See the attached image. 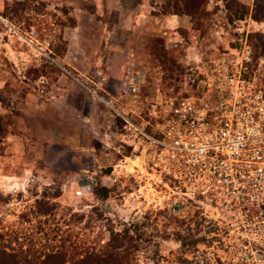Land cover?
I'll return each mask as SVG.
<instances>
[{
    "label": "rangeland",
    "instance_id": "rangeland-1",
    "mask_svg": "<svg viewBox=\"0 0 264 264\" xmlns=\"http://www.w3.org/2000/svg\"><path fill=\"white\" fill-rule=\"evenodd\" d=\"M237 1L242 19L207 0L194 20L165 12L167 0H0V226L36 247L68 233L89 244L130 226L140 233L136 264H210L212 227L183 225V198L149 168L126 120L145 126L164 94L190 90L192 79L205 87L197 73L165 79L164 52L185 67L244 43L261 51L264 0ZM256 76L264 82V61ZM43 195L57 208L36 216Z\"/></svg>",
    "mask_w": 264,
    "mask_h": 264
},
{
    "label": "built area",
    "instance_id": "built-area-1",
    "mask_svg": "<svg viewBox=\"0 0 264 264\" xmlns=\"http://www.w3.org/2000/svg\"><path fill=\"white\" fill-rule=\"evenodd\" d=\"M217 53L190 66L203 89L192 79L190 90L151 104L145 126L127 128L145 141L163 185L225 222L227 234H206L210 264H264V60L247 43Z\"/></svg>",
    "mask_w": 264,
    "mask_h": 264
},
{
    "label": "trees",
    "instance_id": "trees-1",
    "mask_svg": "<svg viewBox=\"0 0 264 264\" xmlns=\"http://www.w3.org/2000/svg\"><path fill=\"white\" fill-rule=\"evenodd\" d=\"M207 0H167L165 3V12L172 14L188 13L194 20L206 14L205 4ZM230 19H242L248 13V9L241 5L237 0H223ZM239 6L241 8H239ZM253 16H259L255 12ZM256 18V17H255ZM259 18V17H258ZM253 57L255 61L264 51V44L259 52V46L251 44ZM159 57V56H158ZM161 64L166 68V75L170 80H181L183 76L193 73L190 65L185 67L175 63L174 60L167 58L165 52L160 55ZM185 93V92H182ZM1 126V121H0ZM100 190V197L107 196L108 189L104 186H97ZM53 195L52 197H55ZM6 197L0 194V202H5ZM57 208L56 203L45 199L44 195L35 200V209L31 212L36 216H46L54 214ZM31 212L21 213L22 218L29 220L28 215ZM82 215L71 213L70 221L77 222L82 220ZM108 237L106 240L97 234L89 244L80 243L76 236L68 233L66 237H61L58 243H43L42 246L36 247L38 241L30 238L28 243H24L26 237L20 240L17 230H6L0 226V264H136L135 253L140 247L138 237L140 233L137 229L131 230L130 226H124L117 231L109 227ZM57 230V229H56ZM53 229L55 239L57 232ZM103 240L101 242L100 240ZM24 244L26 246L24 247Z\"/></svg>",
    "mask_w": 264,
    "mask_h": 264
},
{
    "label": "flooded vegetation",
    "instance_id": "flooded-vegetation-1",
    "mask_svg": "<svg viewBox=\"0 0 264 264\" xmlns=\"http://www.w3.org/2000/svg\"><path fill=\"white\" fill-rule=\"evenodd\" d=\"M183 201H181L183 204L180 205L179 210L182 211L181 219L183 221V225L185 227H193L195 228L193 232L199 233L201 230L200 228H210L212 227L210 233L214 235L218 234H227L228 229L224 221H208L205 219L207 216L205 214V207L204 205H200L199 203H196L197 201H192L191 198H185L182 197ZM191 200L193 203L189 202L187 204V201ZM193 212V213H191ZM214 231V232H213ZM216 231V232H215ZM194 233V234H195ZM206 233V231H205ZM201 236V235H200ZM223 237V236H222Z\"/></svg>",
    "mask_w": 264,
    "mask_h": 264
}]
</instances>
